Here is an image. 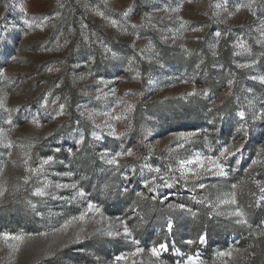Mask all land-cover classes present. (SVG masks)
<instances>
[{
	"label": "rangeland",
	"instance_id": "1",
	"mask_svg": "<svg viewBox=\"0 0 264 264\" xmlns=\"http://www.w3.org/2000/svg\"><path fill=\"white\" fill-rule=\"evenodd\" d=\"M6 2L9 0H0V17H4L0 20V67L9 79L0 78V88L7 94V106L21 111L12 113L17 126L8 131L14 147L0 148L4 153L0 159V185L7 189L0 198V232H23L33 238L11 254L0 242V264H113L116 256L134 250L137 245L123 236L97 234L84 238L95 228L105 227L106 220L92 223L102 220L100 215L90 213L88 223L77 221L66 232H53L66 220L79 216L89 200L101 209L103 217L125 221L133 238L146 250L142 256L118 264H132V259L138 264L141 260L152 264L147 250L160 243L169 249L161 254L164 264H190L189 257L197 256L199 264H223L216 253L228 249L233 250L228 264H260L256 246L242 236H255L256 221L249 206L264 207L253 183L264 181V163L249 168L253 159L264 161V121L253 120L254 114L264 111V83L250 78L264 77V44L256 43L264 39V29L260 28L264 0H240L251 2V10L243 8L231 18L222 11L214 16L213 12L218 11L215 4L224 3L234 11L236 0H11L26 5L28 18L53 17L45 22L43 30L27 28L24 14L18 8L6 10ZM178 5H182L179 13L163 11ZM128 9L132 11L124 17ZM57 12L59 16H55ZM176 16L188 22L183 29ZM111 20H116L117 26L113 27ZM12 25H16L15 30L4 31ZM217 31L221 32L219 38L215 36ZM241 40L249 52L235 47ZM252 60L257 61L252 68L238 67ZM233 70L244 73L237 80L235 93ZM220 77L225 80L223 85L219 84ZM229 80L233 81L231 86ZM193 90H207L208 95L185 98ZM118 98L131 103L132 110L117 106ZM229 98L232 111L223 107ZM61 104L65 105L64 114L57 115ZM238 111L246 113V121H240ZM104 112L127 118L112 120L95 115L94 121L100 127H93L88 114ZM37 114L39 127L29 122ZM6 118L7 114L0 111V128H9L4 123ZM105 122L125 135L120 139L108 135L110 128ZM241 123H246V131H238ZM93 132L102 139L94 140ZM180 132L197 135L178 149L174 134ZM81 134L84 143L77 144ZM29 143L34 144L31 149L27 148ZM225 145H231L230 150L243 145L242 153L221 161L229 175L207 178L205 190L189 191L183 181L168 189L161 186L160 179L153 193L143 186L145 178L157 174L145 170L141 175L140 166L145 161L137 157L148 156L147 163L160 167L159 175L172 183L169 177L173 174L168 168L176 169L177 160L196 153L218 156ZM129 148L134 154L119 159V171L99 158L105 150L114 155ZM48 156H53L55 163L45 166L42 175L24 185L23 177L28 175L24 159L30 157L29 166L35 167ZM67 171L72 176L60 175ZM124 175L129 181L123 179ZM174 175L179 177L180 172ZM37 180L52 185L76 183L87 196L76 197L70 188H53L56 199L33 197L31 191ZM233 184L237 185V205L208 206L209 201L214 205L218 197L233 191ZM125 185L129 191L122 194ZM137 192L149 198L141 200ZM205 197V204L197 202ZM28 201L36 205L35 209ZM168 203H182L191 212H169ZM236 207L245 213L247 224H238L236 217L228 215ZM169 220L174 224L171 233L166 228ZM220 223L231 226L233 233L220 237L210 233L207 243L200 244L199 236L205 235V228H219ZM261 226L264 228V221ZM80 227L85 229L80 233L81 242L71 243ZM113 227L123 231L121 224ZM40 232L48 235H37ZM187 240L196 242L189 245Z\"/></svg>",
	"mask_w": 264,
	"mask_h": 264
},
{
	"label": "snow or ice",
	"instance_id": "2",
	"mask_svg": "<svg viewBox=\"0 0 264 264\" xmlns=\"http://www.w3.org/2000/svg\"><path fill=\"white\" fill-rule=\"evenodd\" d=\"M189 2H191V0H189ZM60 7H63V5L61 4ZM4 8L7 10L9 8H18V10L24 14L25 19L23 20V24L31 29L33 27L35 28H40L41 30H43V27L45 25V22H47L48 20L52 19L53 17L50 16H44L43 19H39L36 17H32V18H28V10L25 4L23 3H19V4H13L11 3V0H9V2H6L4 4ZM182 5H178L177 7H165L163 9V11L168 12V13H179L181 11ZM215 8L218 11L213 12L214 16H220L221 15V11L227 14L228 18H231L232 16H234L236 13L240 12L243 8H249V10H251V2L248 4H244L241 3L240 0H236L235 2V7H234V11H230L229 8L226 6V4L224 3H217L215 4ZM132 11V9H128L126 10L123 15L124 17H128L129 13ZM99 15L103 16L104 13H98ZM60 13L57 12L55 13V16H59ZM253 15H255V13H253ZM148 18L150 19V15L148 16ZM169 18L171 19V16H169ZM4 17H0V20H3ZM177 20L181 21L180 27L181 29L184 28L185 24H187V21H183L182 17L180 16H176ZM39 20V22H37ZM223 22V21H221ZM110 23L112 24L113 27L117 26L118 22L116 20H111ZM133 28H136L137 25L133 24L132 25ZM16 25H12L11 28H5L4 31H11V30H15ZM260 28L264 29V21L261 22L260 24ZM193 31H198V29H192ZM216 37H220L221 36V32L217 31L215 33ZM261 36L264 37V31L261 32ZM3 37H0V39H2ZM173 42H174V38H173ZM257 44H264V39L261 40H257L256 41ZM235 47H238L239 49H241L243 52H249L250 49L247 46V44L241 40L239 41ZM50 50V49H49ZM187 51V50H186ZM216 53L213 52V55H215ZM234 55H238L240 53H233ZM113 56H115V53H113ZM13 59H15V57H13ZM257 63L256 60H252L251 63H246V64H241L238 65V67L241 68H252L255 64ZM131 64V61H130ZM49 71H53L54 69L49 68ZM139 75V73H137V76ZM0 78H2L4 81H7L9 79L5 69L3 67H0ZM253 80H257L259 79L261 83H264V77H256V76H252L250 77ZM81 79H83V77H81ZM149 83H152L151 81H149ZM229 86L232 85L233 81L229 80L228 81ZM57 87H59V85H57ZM112 95H115V90H111ZM204 95L207 96L208 92L207 90H204L203 93H198L196 90H193L192 92L186 93L185 94V98L187 96H196V95ZM6 93L4 92L3 88H0V111H2L3 113L7 114V118L4 119V123L6 125L9 126L8 129H4V128H0V148H4L6 150H10L14 147V143L12 140L9 139L8 137V131L14 129L17 125L13 122L12 119V113L14 112H19L21 111L20 108H9L6 104ZM126 95H128V93H126ZM135 95V94H133ZM228 95H231V92L228 93ZM45 100H47V97H45ZM53 103H55V101H53ZM124 106V110L127 112H130L133 108V105L131 103H127L126 101H124L122 98H118L117 99V106ZM42 107H44V105H42ZM64 108L65 105L61 104L59 105V109L60 111L57 112V115H63L64 114ZM211 111V109H210ZM81 115H84L83 113H81ZM95 115H103L105 117H109L112 120H120L122 118L126 119L127 117H122L121 115H113L110 112H104V113H89L88 114V119L93 121V127L95 128H99L100 125L96 124L94 121V116ZM236 115L239 117L240 121H246V113L244 111H238L236 113ZM53 119H55V117H53ZM253 120L256 121H264V111L258 113V114H254L253 115ZM31 124L35 125L36 127L40 126V119H39V114L37 115H33L31 120L29 121ZM79 123V122H78ZM105 124L107 125V122H105ZM110 128V132L108 133V135L113 136L116 139H120V137L124 136L125 133L120 132L117 133L116 129L114 127H112L111 125H107ZM239 130H245L246 131V123H241L240 124V128ZM197 135V133L195 132H190V133H185V132H180V133H176L174 134V141L176 143V147L178 149L180 148H184L185 144L189 143L193 137H195ZM92 137L94 140L99 141L102 139V136L97 134L96 132L92 133ZM84 136L83 134H81L80 139L76 141L77 144H82L84 143ZM34 146L33 143H29L27 145L28 149H31ZM231 145H225L219 152L218 156H213V155H203V154H193L191 158H181L179 160H177V165L178 167L176 169H173L172 167L168 168V173L173 174L171 175L169 178L172 180V183L168 182V179H165V177L160 176V172H161V168L160 167H155L150 163H147L148 160V156H144V157H137V159H143L145 161V163H143L140 166V172L141 175H143V173L145 172V170L149 173H156L157 175L152 176L150 179L149 178H145L144 179V184L143 186L145 188H147L148 193H153L156 191L157 188V184L156 181L158 179L162 180V187L164 188H168L171 189L173 188V186L175 184H179L181 181H183L184 187L189 190V191H195L196 189H200V190H205L206 189V184L204 183V181L207 178H226L229 173L225 170L224 164L221 161H227L230 157L235 156L237 153H242V149H243V145H240L239 147H236L234 150H230L231 149ZM56 151H59V149H56ZM169 151H172V149H169ZM264 151V150H262ZM11 151H8V155L11 156ZM133 150L131 148L127 149L126 151H121V152H117L114 155L109 153L108 150H105L103 152L100 153V160L103 161V163L109 165V166H114L116 171H119L121 168V165L119 163V159L123 156H133ZM4 153L0 152V159L3 158ZM25 155L27 156V153H25ZM149 155H151V149L149 150ZM258 156L260 155V153L257 154ZM29 158L24 159L23 163L26 165L25 167V172L28 173V175H25L23 177V184L24 185H29L32 181L33 177H38L40 175H42L45 170L46 167L45 166H51L53 163H55V159L53 156H48L47 158H44L42 160H40L39 164L35 167H31L29 166ZM239 160L236 161L237 164H239ZM15 163V162H14ZM264 163V161L258 160V159H253L251 162V165H249V168H251L252 166L258 165ZM176 171L180 172L179 177H176L174 175V173ZM133 172L135 173V170L133 169ZM3 173V167L0 166V174ZM60 175L62 176H72V172L71 171H67V172H63L60 173ZM189 177H191V179H189ZM123 179L125 181H129V177L127 175L123 176ZM253 183L255 184V187L258 189L259 193L261 194L257 199L258 201L260 200H264V181H260V180H254ZM189 185H191V187H189ZM233 191H230L228 193H225L222 197H218V202L215 203L213 205V203L211 201H209L208 206L209 207H216L219 208L221 205H237L238 204V200H237V194L235 189L237 188V185L233 184L232 186ZM55 190H60V189H73L75 190V196L79 197V198H85L87 196L86 191L84 190V188L82 187H78V185L76 183H72V184H61V183H56L54 185L49 184L47 182H44L41 184V182H39L37 180L36 182V186L33 187L32 191H31V195L33 197H37V198H52V199H56V192L53 191L52 189ZM18 190V188H17ZM7 191V189L5 187H3L2 185H0V198H2L5 194V192ZM129 191L127 185H125L123 187V192L122 194H127ZM136 195L141 199H148L149 197L145 196V194L143 192H137ZM252 195H255V193H252ZM152 199H155V197H151ZM193 199H195V196L193 197ZM208 198L205 197L203 199H200L199 201H197L200 204H205V200H207ZM161 203H163V201H161ZM28 204L30 205V207H32L33 209H35L36 205L32 203V201H28ZM167 209L169 212H191V209H187L186 205L182 204V203H168L167 204ZM92 214L93 216L95 215H100L102 217V220H93L92 223L94 224H100L103 222V220H106L107 223L105 225L104 228H95L93 232L88 233V235L84 238H90L93 235H97V234H102V235H107L109 237H120L123 236V238L125 240L130 241L131 244L137 245L134 250H132L131 252L127 253L126 255H119L116 256L113 264H118L119 261H127L131 258L134 257H140L145 253V248L140 247L139 246V241L133 238V234H132V229L129 228V226L127 225V223L123 220H121L120 217H115V218H105L103 217V214L101 213V209L95 204L93 203L91 200L88 201L87 203V207L84 211H82L79 216H74L68 220H66L64 222V224H62L59 228H54L53 232L55 233H62V232H66L70 226H72L75 222L80 221V222H84V223H88V221L86 220V217L89 216V214ZM193 216H195V213H191ZM221 213L217 212L216 215H220ZM231 217H236V223L238 224H247L248 221L246 219L245 213L239 208L236 207L234 211L230 212L228 214ZM116 224H121L123 225V231L121 232L118 228L114 229V225ZM167 231L169 233H171L173 231L174 228V224L172 223L171 220H169L167 222L166 225ZM85 231V229L83 227L79 228V232L76 234V238L74 240L71 241V243H79L81 242V235L80 233H83ZM264 234V233H262ZM37 235L39 236H47L48 233L46 232H40L37 233ZM32 234H24L23 232H21L20 234H12L9 232H0V242L3 243V246L6 247L9 250V254L14 253V252H18L21 248V245H23L26 241L31 240ZM196 241L193 240H187L186 243L191 245L193 243H195ZM199 243L200 244H205L207 243V236L206 235H200L199 236ZM66 246V245H65ZM168 249V245L165 243H160L158 245H155L153 247H151L150 249L147 250L148 255L150 256V258H152V264H164V261L161 259V254L164 252H167ZM218 258H221L223 260V264H228V260L232 259L233 257V250L232 249H228V250H222V251H218L216 253ZM223 258H227V259H223ZM189 261L190 264H199V257H189ZM132 264H138L136 259H132ZM139 264H143V261L141 260L139 262Z\"/></svg>",
	"mask_w": 264,
	"mask_h": 264
},
{
	"label": "trees",
	"instance_id": "3",
	"mask_svg": "<svg viewBox=\"0 0 264 264\" xmlns=\"http://www.w3.org/2000/svg\"><path fill=\"white\" fill-rule=\"evenodd\" d=\"M236 78H234V88H233V92L235 93L238 89V82L237 80L241 78V76H243V72L240 70H233ZM224 78L220 77L219 78V84L223 85L224 84ZM211 86H213V80H211L210 82ZM224 108H228L229 110H233V106L231 103V99L229 98L224 106ZM250 212L254 218V221H256V230H255V236L254 234H249V233H244V236H242L243 238L247 239L248 241L252 242V245L256 246V253L260 259V264H264V228L261 226L262 222L264 221V207H258L256 208L255 206H249ZM220 227L219 228H213L212 226L210 228L206 227L205 228V235L207 237H210V233H212L214 236L220 237L222 235H226L228 233H231L233 230L231 228V226L226 225L225 223H220L219 224ZM233 233V232H232Z\"/></svg>",
	"mask_w": 264,
	"mask_h": 264
}]
</instances>
